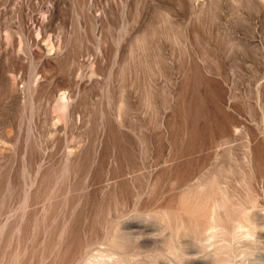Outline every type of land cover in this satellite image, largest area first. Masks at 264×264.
Returning a JSON list of instances; mask_svg holds the SVG:
<instances>
[{
	"label": "rangeland",
	"instance_id": "obj_1",
	"mask_svg": "<svg viewBox=\"0 0 264 264\" xmlns=\"http://www.w3.org/2000/svg\"><path fill=\"white\" fill-rule=\"evenodd\" d=\"M97 246L264 264V0H0V264Z\"/></svg>",
	"mask_w": 264,
	"mask_h": 264
},
{
	"label": "clouds",
	"instance_id": "obj_2",
	"mask_svg": "<svg viewBox=\"0 0 264 264\" xmlns=\"http://www.w3.org/2000/svg\"><path fill=\"white\" fill-rule=\"evenodd\" d=\"M144 216L146 219L154 218L150 215ZM244 239H247V237L240 236L238 233L233 236L234 242ZM78 264H128V262L118 252L97 246L96 248L86 249Z\"/></svg>",
	"mask_w": 264,
	"mask_h": 264
}]
</instances>
